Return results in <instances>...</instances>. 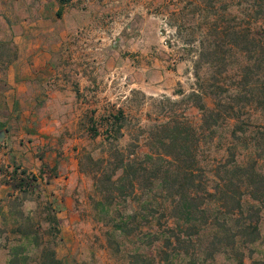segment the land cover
I'll return each mask as SVG.
<instances>
[{"label":"rangeland","instance_id":"374dc122","mask_svg":"<svg viewBox=\"0 0 264 264\" xmlns=\"http://www.w3.org/2000/svg\"><path fill=\"white\" fill-rule=\"evenodd\" d=\"M189 1L73 0L57 18L55 0H0V264H44L49 250L60 264H264V197L244 195L242 215L212 203L215 221L178 247L189 252L183 258L166 247L170 202L151 173L134 189L109 182L121 175L113 147L139 160L156 148L175 154L160 143L171 139L167 124L194 130L196 143L192 134L186 143L208 188L217 169L225 176L229 144L239 163L257 159L264 174V143L233 141V120L205 131L198 108L214 107L216 92L224 102L237 94L244 66L253 69L254 94L264 96V53L253 59L232 48L221 74L222 66L195 67L200 41L250 49L264 30V0H200L188 21ZM19 55L37 59L16 63ZM242 105L241 120L254 134L264 113ZM113 115L120 133L109 135ZM14 168L36 182L19 191ZM54 218L57 235L49 229Z\"/></svg>","mask_w":264,"mask_h":264},{"label":"trees","instance_id":"16d2710c","mask_svg":"<svg viewBox=\"0 0 264 264\" xmlns=\"http://www.w3.org/2000/svg\"><path fill=\"white\" fill-rule=\"evenodd\" d=\"M55 1L58 5L55 15L57 18H61L64 8L73 0ZM200 3V0L189 1L191 11L187 14V17L190 16L188 21L195 18L196 11H201ZM186 21L187 20H184V23H186ZM214 25L215 24H213V26ZM221 29L224 33L230 32L229 34L239 39L247 38L244 31L241 29L236 30V28H234L228 30L225 29V27ZM252 37L253 38L250 40L252 44L250 45L252 47L250 49L243 48L237 43L221 47V45L219 46L217 44L214 46L209 44L205 45L200 41L196 49L197 60L195 62V67L198 69L202 63L212 66L218 65V67L222 66V70H217V73L221 74L226 71L225 67L228 65L226 62V53L232 48H237L240 51L253 55L252 58L256 59L259 50L264 53V30H260L259 35L257 33ZM186 43L184 47H187ZM220 48H223V51H221ZM243 72L244 74L236 82L239 92L234 96L230 95L227 97V99H229L228 102H224L220 99V92H216V103L214 107L207 108L200 102L198 108L202 113V126L205 131L213 130L219 123L224 124L227 121L233 120L235 124L230 134L231 139L233 141L241 140L245 144L248 142L256 143V147L258 148L264 143V126L257 128L253 134L250 131L249 124L241 120L242 109L244 108L242 104L253 103L256 108L264 113V96L254 94L255 89L252 87L253 82H251V80L249 81V77L253 75V69L249 66H244L242 68V73ZM214 87L217 90L223 89L219 84H216ZM191 96L200 100V95L198 93L193 92ZM239 105L243 107H239ZM234 106L238 108L236 109ZM111 118L114 120H110ZM119 119L117 115L107 118L109 121V128L111 129L109 135H112V133H120L121 126L116 125L117 122H120ZM164 128L169 131L171 139L161 140L160 143L162 147L176 148L177 152H175V154L162 152V150L156 148V150L151 149L149 153L144 155L142 160H139L134 153L122 152L117 147H113V152L119 157V163L116 165L115 171H120L121 175L117 180L112 181L109 179V182L112 187H114L122 181H128L130 187L134 189L135 186H138L140 177L143 178L145 175L151 173L149 180L152 182V185L154 182L158 183L161 188L160 191L165 193V198L169 199L170 202L171 212L170 216L167 217L165 221L164 228L169 234V238H166V247H173L172 250L175 256H183V258H186V256L189 255V252H187L188 250L185 249L180 251L178 247L186 245V243H191V237L200 235V229L203 225L206 226L209 225L208 223L210 221H215L216 217L208 215L212 203L219 202L222 207L226 208L225 214L227 215H242V197L244 195L249 196V198L254 201H259L264 197V174L258 171L257 166L259 160L257 159H252L244 164L239 163L235 153L231 152L234 145L229 144L227 151L231 158L229 161L222 164L221 168L225 176H220V170L217 169V174L215 175L216 182L212 188H208L210 187L209 180L207 178L203 179L201 169L197 166L194 154L189 150L191 147L186 143L188 138L191 137V134L193 139L192 144L195 142L194 130L191 129L192 132L187 130L182 131L177 126L170 127L169 124L164 125ZM178 138L182 140L181 142L183 144L180 147H177L174 143ZM113 145L114 144H112V146ZM132 174L133 177H131ZM13 175L18 177L19 191H22L24 186L28 185L30 187L31 183L36 182V176L28 174L26 170L19 171V168H14L11 177H13ZM232 187H235V189H232ZM169 220L174 221V228L169 224ZM49 229H53L56 235L59 233L58 220L56 218L52 220V227L50 226ZM253 230H256V227H254ZM163 253L166 254V252ZM42 257L45 260L44 264H60V261L55 257V252L52 250L46 251ZM168 258L169 255L165 258V261H168ZM186 264L200 263L197 261L190 262L189 260ZM238 264H243L242 260H239Z\"/></svg>","mask_w":264,"mask_h":264},{"label":"crops","instance_id":"0c3cea01","mask_svg":"<svg viewBox=\"0 0 264 264\" xmlns=\"http://www.w3.org/2000/svg\"><path fill=\"white\" fill-rule=\"evenodd\" d=\"M39 45L37 46H33V47H38ZM36 60L37 59V56L36 55H31L30 57L28 55H19V57H17V60L15 61L16 63H19V62H25L27 60ZM17 99V98H16ZM21 103V101H19ZM15 103L14 101L11 102V105ZM6 139V137H4ZM4 138H3V141H4ZM3 141H1L3 143Z\"/></svg>","mask_w":264,"mask_h":264},{"label":"water","instance_id":"95a60500","mask_svg":"<svg viewBox=\"0 0 264 264\" xmlns=\"http://www.w3.org/2000/svg\"><path fill=\"white\" fill-rule=\"evenodd\" d=\"M3 138H4V133L3 131H0V142L3 141Z\"/></svg>","mask_w":264,"mask_h":264}]
</instances>
